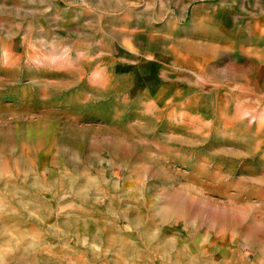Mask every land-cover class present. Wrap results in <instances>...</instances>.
<instances>
[{"label":"rangeland","instance_id":"1","mask_svg":"<svg viewBox=\"0 0 264 264\" xmlns=\"http://www.w3.org/2000/svg\"><path fill=\"white\" fill-rule=\"evenodd\" d=\"M0 264H264V0H0Z\"/></svg>","mask_w":264,"mask_h":264},{"label":"bare ground","instance_id":"2","mask_svg":"<svg viewBox=\"0 0 264 264\" xmlns=\"http://www.w3.org/2000/svg\"><path fill=\"white\" fill-rule=\"evenodd\" d=\"M84 1V0H83ZM222 2H228V1H231V0H221ZM233 1H237V0H233ZM67 2V1H66ZM209 7L210 6H199V7H196L195 10H194V13H198V11L202 10L203 12H208L207 14H209ZM109 8V7H108ZM107 8V9H108ZM112 9V8H111ZM232 9V8H231ZM69 10V9H68ZM72 10V9H71ZM64 11V10H63ZM68 12V11H67ZM84 14V13H83ZM207 14H205L207 16ZM215 15V14H214ZM209 16V15H208ZM214 17V16H213ZM208 21V20H207ZM65 23V22H63ZM209 23V22H207ZM67 24V23H65ZM63 26V25H62ZM61 26V27H62ZM95 31V29H94ZM89 177L91 178V176L89 175ZM89 178V179H90ZM200 206V205H199ZM207 208V206H206ZM214 208V207H213ZM198 209L199 207H197L196 205V202H192V200H189L187 202H183V201H179V194H178V197L175 196V199L173 200V202L171 204H169V208L166 209V211L164 213H170V212H175V213H179V217H184L186 220L190 221L192 219H196L197 215L195 212H198ZM201 214H205L204 218H206V220L208 222H216L217 221V218L218 220L223 218V221H230L231 222L233 221L231 218H230V215L229 217L227 216V213L226 212H221V213H212L209 209H206V210H201L200 211ZM198 214V213H197ZM200 214V213H199ZM230 220H229V219ZM205 222V221H204ZM219 222V221H218ZM218 224V223H217ZM220 224V223H219ZM203 226V225H202ZM220 226V225H218ZM217 226V227H218ZM223 226V225H221ZM194 227V226H193ZM225 227V226H224ZM217 229V228H216ZM222 229V228H221ZM223 230V229H222ZM239 231V230H238ZM99 233V232H97ZM238 233V232H237ZM88 234V233H87ZM90 234V233H89ZM227 234V233H226ZM231 234V233H230ZM248 234V233H247ZM93 235V234H92ZM91 236V235H90ZM94 236V235H93ZM165 236V235H164ZM79 237V236H78ZM98 237V236H97ZM166 237V236H165ZM236 237V236H235ZM93 238V237H92ZM95 238V237H94ZM164 238V237H163ZM101 239V238H100ZM98 240V239H97ZM100 241V240H99ZM133 244V243H132ZM167 244L169 245V243L167 242H164V248L167 247ZM122 246V245H121ZM183 252V251H182Z\"/></svg>","mask_w":264,"mask_h":264}]
</instances>
